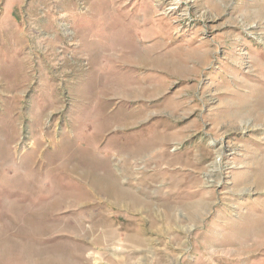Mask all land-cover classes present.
<instances>
[{
  "label": "rangeland",
  "instance_id": "rangeland-1",
  "mask_svg": "<svg viewBox=\"0 0 264 264\" xmlns=\"http://www.w3.org/2000/svg\"><path fill=\"white\" fill-rule=\"evenodd\" d=\"M0 264H264V0H0Z\"/></svg>",
  "mask_w": 264,
  "mask_h": 264
}]
</instances>
